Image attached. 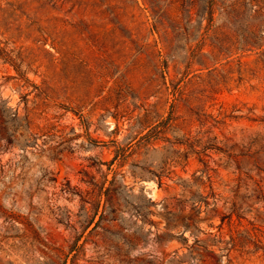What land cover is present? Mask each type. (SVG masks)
I'll return each mask as SVG.
<instances>
[{
    "label": "rangeland",
    "instance_id": "374dc122",
    "mask_svg": "<svg viewBox=\"0 0 264 264\" xmlns=\"http://www.w3.org/2000/svg\"><path fill=\"white\" fill-rule=\"evenodd\" d=\"M109 3L0 0V264H264V0Z\"/></svg>",
    "mask_w": 264,
    "mask_h": 264
},
{
    "label": "trees",
    "instance_id": "16d2710c",
    "mask_svg": "<svg viewBox=\"0 0 264 264\" xmlns=\"http://www.w3.org/2000/svg\"><path fill=\"white\" fill-rule=\"evenodd\" d=\"M110 0H100V6L101 7H106V6H110V3H109ZM148 4V7L147 9L146 8H143V11L146 12V10L149 11L150 13V16H151V19L153 21V27L154 28H158V25L161 26L160 24H162V19H161V16L157 14V12L155 11V5L154 3H147ZM146 7V6H145ZM256 16H254L255 18L257 17V19H260L261 23L255 27L254 29H251L249 31V34L251 37H253L255 40H257L258 42H260V44H257L256 43V47L257 49L259 50H264V14L262 12V7H259V10L255 12ZM264 55V54H263ZM261 172H263L261 170ZM260 191H262V187L261 185L259 184V182H256L254 181L253 183Z\"/></svg>",
    "mask_w": 264,
    "mask_h": 264
}]
</instances>
